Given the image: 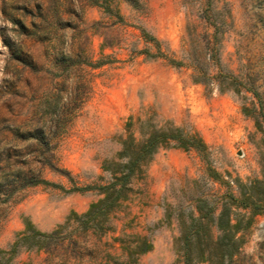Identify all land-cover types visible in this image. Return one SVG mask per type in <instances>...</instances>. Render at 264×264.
I'll return each mask as SVG.
<instances>
[{
    "label": "rangeland",
    "instance_id": "obj_1",
    "mask_svg": "<svg viewBox=\"0 0 264 264\" xmlns=\"http://www.w3.org/2000/svg\"><path fill=\"white\" fill-rule=\"evenodd\" d=\"M91 1L0 0V264H58L43 251H6L25 221L48 232L86 211L98 191L65 190L109 182L102 166L128 136L182 128L207 146L160 148L132 182L115 235L133 218L125 231L153 245L139 264L173 263L180 220L200 199L219 204L240 184L264 183V0H106L111 12ZM40 126L60 133L52 161L72 180L45 168L64 189L15 191L39 152L14 134ZM234 264H264V215Z\"/></svg>",
    "mask_w": 264,
    "mask_h": 264
},
{
    "label": "trees",
    "instance_id": "obj_2",
    "mask_svg": "<svg viewBox=\"0 0 264 264\" xmlns=\"http://www.w3.org/2000/svg\"><path fill=\"white\" fill-rule=\"evenodd\" d=\"M90 4L104 7L111 12L106 0H92ZM55 19L58 24L63 23L58 15ZM19 26L26 29L22 23ZM91 63L86 62L92 66ZM14 135L23 142H30L34 151L39 152L32 159L39 167L32 168L31 164L23 162L27 164V168L20 171L21 175L16 176L13 190L20 191L37 185L63 188L43 176L45 168L72 180L69 170L52 161L58 141L55 144H51V141L53 138L60 140V133L47 134L44 127L40 126L16 131ZM170 147L185 151L197 150L203 154L207 150L206 143L194 130L154 129L141 141L128 136L123 140L122 149L117 155L118 160L106 161L102 166L111 175L109 182L99 185H73L65 190L73 192L96 189L101 196L91 202L86 211H72L63 223L57 224L48 232L38 229L28 220L25 221L24 229L17 233L6 252L12 258L22 248L35 249L55 258L58 264H84L83 257L93 253L100 257L97 264H139V256L152 249V242L145 235L125 231L126 227L131 226L133 218L124 225L119 235H115L117 214L126 207L133 192L132 182L144 176V169L153 155L160 148ZM44 152L49 153L50 157ZM240 185L239 196L226 192L220 197L219 204L213 200L200 199L196 205V213L191 212L180 220L179 234L173 242L176 258L172 264H234L235 257L246 243L247 233L255 218L264 215L263 181L254 179L248 185ZM3 191L6 190L0 186V192ZM8 198L6 196L5 199ZM118 248L119 251L116 252Z\"/></svg>",
    "mask_w": 264,
    "mask_h": 264
}]
</instances>
